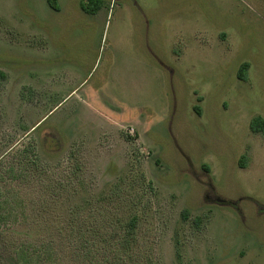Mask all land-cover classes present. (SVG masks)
I'll return each instance as SVG.
<instances>
[{"label": "rangeland", "instance_id": "374dc122", "mask_svg": "<svg viewBox=\"0 0 264 264\" xmlns=\"http://www.w3.org/2000/svg\"><path fill=\"white\" fill-rule=\"evenodd\" d=\"M50 1L0 0L6 240L58 244L80 206L106 235L138 215L132 264H264V0ZM47 185L71 197L33 217Z\"/></svg>", "mask_w": 264, "mask_h": 264}, {"label": "trees", "instance_id": "16d2710c", "mask_svg": "<svg viewBox=\"0 0 264 264\" xmlns=\"http://www.w3.org/2000/svg\"><path fill=\"white\" fill-rule=\"evenodd\" d=\"M53 1L56 3L53 4L54 7L59 9L57 0ZM50 4H52L51 1ZM102 4L103 0H87L81 5L85 12L94 14L100 10ZM249 67L248 62L242 63L238 70L240 79L248 78ZM0 78H6L5 72L1 70ZM195 110L201 114L199 105L195 106ZM249 128L253 133L264 134V117L262 115L254 116L250 121ZM26 151L29 161L37 163L39 158L35 145ZM243 159L241 165L245 166L247 156L245 155ZM23 171V168L15 170L14 166H11L6 175H9L10 182L19 181L22 183L26 179ZM67 185L65 186L67 187ZM47 187L48 185L46 191L40 194L39 208L35 209L36 213L33 217L40 215L41 217H54L58 213L54 205L58 206L63 203L65 205L68 202L67 199L71 197V195H65L60 191L49 193ZM63 196H67V199H64ZM106 200L104 199V201ZM24 208L27 206H22V201L18 200L16 195L0 190V264H132L130 259L137 233L138 215L133 214L121 226H112V232L106 235L99 223L89 221V216L83 208L80 206L69 207L65 209L61 223L44 226L49 232H55L53 230L55 228L60 233L61 239L58 244L52 239L40 245L20 241L9 243L6 240L7 234L13 232L15 225L21 219L25 222L29 218L27 213H23ZM188 213L187 209L183 211L184 218H187ZM200 222L201 219L197 218L198 225ZM118 227L122 229L121 234ZM50 235L53 237L52 233ZM58 246L60 249H57Z\"/></svg>", "mask_w": 264, "mask_h": 264}]
</instances>
